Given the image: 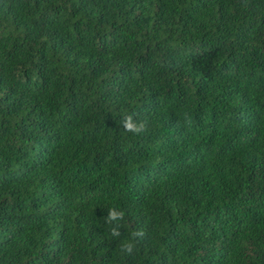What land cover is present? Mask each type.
I'll use <instances>...</instances> for the list:
<instances>
[{
    "label": "trees",
    "instance_id": "obj_1",
    "mask_svg": "<svg viewBox=\"0 0 264 264\" xmlns=\"http://www.w3.org/2000/svg\"><path fill=\"white\" fill-rule=\"evenodd\" d=\"M0 264H264V0H0Z\"/></svg>",
    "mask_w": 264,
    "mask_h": 264
},
{
    "label": "clouds",
    "instance_id": "obj_2",
    "mask_svg": "<svg viewBox=\"0 0 264 264\" xmlns=\"http://www.w3.org/2000/svg\"><path fill=\"white\" fill-rule=\"evenodd\" d=\"M122 127L125 131L133 133L137 136L145 134L148 131L149 119L147 116L142 118H134L133 115H128L124 118ZM105 222L110 225L109 232L112 237L121 236V222L125 220V212L116 206L108 209V214L104 218ZM143 229L134 231L132 233V238L127 241L121 242L119 245L120 251L123 254L132 255L136 247V238L143 239L145 236Z\"/></svg>",
    "mask_w": 264,
    "mask_h": 264
}]
</instances>
